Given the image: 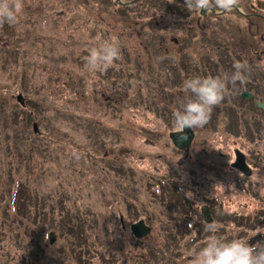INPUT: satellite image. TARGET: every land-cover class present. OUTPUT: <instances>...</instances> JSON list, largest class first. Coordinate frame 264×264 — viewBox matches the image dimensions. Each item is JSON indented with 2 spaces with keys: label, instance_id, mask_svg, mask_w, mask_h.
<instances>
[{
  "label": "rangeland",
  "instance_id": "rangeland-1",
  "mask_svg": "<svg viewBox=\"0 0 264 264\" xmlns=\"http://www.w3.org/2000/svg\"><path fill=\"white\" fill-rule=\"evenodd\" d=\"M252 1L264 14V0ZM19 2L16 22L0 24V264H149L147 250L154 264H190L184 253L205 232L208 204L247 208L261 226L232 238L264 243V149L234 138V101L224 98L208 126L193 129L188 152L169 140L178 131L172 112L188 94L184 78L218 69L226 47L234 53L225 38L204 50L200 68L181 70L167 26L173 0H146L125 13L112 0ZM112 36L120 58L89 72L88 50ZM237 148L253 167L251 179L230 168ZM139 220L152 233L138 242L129 228ZM218 229L203 242L222 240ZM173 238L177 246L164 250Z\"/></svg>",
  "mask_w": 264,
  "mask_h": 264
},
{
  "label": "flooded vegetation",
  "instance_id": "flooded-vegetation-1",
  "mask_svg": "<svg viewBox=\"0 0 264 264\" xmlns=\"http://www.w3.org/2000/svg\"><path fill=\"white\" fill-rule=\"evenodd\" d=\"M145 1V0H144ZM185 7H178L177 3L171 6V21L167 23L169 27V41L178 56L173 65H178L181 70L200 68L203 62L204 50L210 45H214L218 37L225 38L233 48L232 53L220 61L219 68L214 70V66L208 65L206 73L209 75L229 76L234 71L232 65L234 60L246 62V81L235 84L226 81L228 100L234 101V138L244 140V146L251 149H264V28L258 21L261 18L257 13L259 10L257 2L252 0H236V6L224 12L204 11L193 9L189 11L185 0H180ZM176 7V8H175ZM129 8V7H125ZM186 16L188 20L184 21ZM231 16L232 22L225 23V17ZM241 16L244 17V26L241 27ZM235 18V19H234ZM142 22H138V25ZM146 29L143 25L137 36L142 38ZM136 33V31H135ZM124 32L120 33L124 35ZM112 35V34H109ZM134 35V33H130ZM139 41L144 45V38ZM150 42V40H147ZM162 49V41L158 42ZM141 46V45H140ZM217 46V50H219ZM195 52L198 61L192 59L191 53ZM185 76V74H184ZM185 79V78H184ZM172 84V83H171ZM245 94L248 98L245 99ZM191 96L188 92L187 96ZM112 98V97H111ZM114 102H117L115 99ZM246 114H243V111ZM249 118H245V117ZM258 155V154H255Z\"/></svg>",
  "mask_w": 264,
  "mask_h": 264
},
{
  "label": "clouds",
  "instance_id": "clouds-1",
  "mask_svg": "<svg viewBox=\"0 0 264 264\" xmlns=\"http://www.w3.org/2000/svg\"><path fill=\"white\" fill-rule=\"evenodd\" d=\"M185 4L189 11L198 9L220 13L236 6V0H185ZM21 10L22 4L19 0L15 3L0 4V21L14 24ZM120 56L121 51L115 36L101 39L88 50L84 57L85 67L89 72L102 73ZM191 56L194 61H198L195 52H192ZM232 67L234 71L230 76L227 73L223 76L193 74L183 80L180 87L191 93V96L186 97L182 105L172 112L173 124L180 133V140L187 138L185 128H202L207 125L213 107L220 104L227 94L226 81L233 84L237 81L245 83L246 62L234 60ZM217 228L215 223L205 225V231L210 233H215ZM184 255L191 257L190 264H264V249L258 251L256 246L249 245L239 238L218 240L211 236L203 247L191 249Z\"/></svg>",
  "mask_w": 264,
  "mask_h": 264
},
{
  "label": "trees",
  "instance_id": "trees-1",
  "mask_svg": "<svg viewBox=\"0 0 264 264\" xmlns=\"http://www.w3.org/2000/svg\"><path fill=\"white\" fill-rule=\"evenodd\" d=\"M112 1L115 3V0H112ZM174 3H177L178 7H181V8L185 7L180 0H174ZM258 6L262 7L263 5L258 4ZM117 8H118V10L116 12L123 11L125 13L123 8H121V7H117ZM242 20H244V19H242ZM208 206H209L211 214H212V221L210 223H215L219 226V229H218L219 237H223V239H233L232 237L235 233L238 234L237 237L242 236L243 231H245L244 227L248 228L249 230H252V229H258L261 226V223L259 222V220L257 219L256 216L252 215L251 213H245V209L247 210V208L237 209L236 211H234V210L229 209V208H232L231 206L229 208H226V209H224L223 207L216 209L213 207V204H208ZM249 219H251V220H249ZM187 223L189 225V222H187ZM203 223H206V222L203 221ZM179 228H181V229H183V231H185L184 234H187L188 231H187V228L185 225H184V228H182V227H179ZM197 230L200 232L201 228H199ZM177 231H178V229H176V232ZM231 231H235V232H231ZM125 232H127V231H125ZM207 233H208L207 231H205L204 233L201 232L200 235H201L202 239H201V237H199L200 239L196 238L195 241H194V239L191 241L195 247L194 249H199L206 244V241L203 242V237ZM177 239L180 240L183 238H177ZM172 242H174V243H170V245H168V246H166V243H165L163 245L164 250H170L171 249V251H173V248L175 246H177V242H175V238L172 239ZM246 242L249 245L256 246L258 251L264 249V243H261V242H263L262 238L252 237L251 239H248ZM42 245H43V243L41 244V247H42ZM189 245H190V243L186 244L187 247ZM151 251L152 250H147L146 255L144 256L143 263L145 262L147 256H148L147 261L149 264H154V262H156L158 260V258H156V256L154 257L151 255V253H152ZM108 261H109V258H108ZM171 264H172V262H171Z\"/></svg>",
  "mask_w": 264,
  "mask_h": 264
},
{
  "label": "water",
  "instance_id": "water-1",
  "mask_svg": "<svg viewBox=\"0 0 264 264\" xmlns=\"http://www.w3.org/2000/svg\"><path fill=\"white\" fill-rule=\"evenodd\" d=\"M138 1V0H137ZM135 1V2H137ZM132 2V3H135ZM2 23V21H0V24ZM248 97V96H245ZM22 97L18 96V99L20 100ZM34 131L37 132L38 131V126L37 124H34ZM184 132L187 134V138L184 140H180L179 136L180 133L178 132H174L170 134V139L172 141V143L174 144V146L180 150H186L187 148H189V146L191 145L193 139H194V133L192 132L191 129L185 128ZM236 154V162L233 164V167L241 170L243 173H247L249 170L248 165L245 162V157L244 155L239 151L236 150L235 151ZM203 214L205 217V221L209 222L210 221V212L208 207H203ZM131 231L132 233L135 235L136 238L140 239V238H144L146 236H148L151 233V228L148 227L145 222L143 220L139 221L138 223H135L131 226Z\"/></svg>",
  "mask_w": 264,
  "mask_h": 264
}]
</instances>
